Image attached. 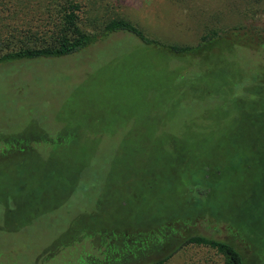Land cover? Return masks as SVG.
<instances>
[{
  "label": "rangeland",
  "instance_id": "1",
  "mask_svg": "<svg viewBox=\"0 0 264 264\" xmlns=\"http://www.w3.org/2000/svg\"><path fill=\"white\" fill-rule=\"evenodd\" d=\"M44 2L26 11L38 16ZM86 3L88 28L123 17L180 45L240 30L202 62L117 31L73 54L0 64V264H137L149 246L117 241L139 234L152 246L170 229L187 234L186 222L253 247L254 264L264 242V0ZM238 143L250 151L231 172L237 153L223 152ZM165 264L222 256L192 244Z\"/></svg>",
  "mask_w": 264,
  "mask_h": 264
},
{
  "label": "trees",
  "instance_id": "2",
  "mask_svg": "<svg viewBox=\"0 0 264 264\" xmlns=\"http://www.w3.org/2000/svg\"><path fill=\"white\" fill-rule=\"evenodd\" d=\"M41 1L44 2V0ZM86 1L88 2V0H46L45 6H43L46 10L42 9L43 13L36 16L33 12L34 9L29 13L26 11V9H32V0H0V64L36 62L45 58L73 54L117 31L127 32L140 42L161 49L172 56L191 59L194 55H199V62H202L207 51L216 48L219 44L222 47L223 40L229 36L228 33L240 30V26L212 28L200 36L197 44L180 45L151 37L142 27L123 17H114L102 24L88 28L84 21L88 17L90 21L93 22V20L91 15H87V10H84L87 5ZM8 2L14 4L10 6ZM88 11L90 12V10ZM7 14L8 16L5 17ZM233 148L229 147L223 153H237V160L226 162L225 169L238 172L244 169L242 158H238L239 154L243 152L248 154L250 150L243 143H238ZM232 154L226 158H231ZM184 175L182 177H192V175ZM166 180L168 179L162 178V184ZM197 189L199 194L205 192V189L195 188V190ZM191 193L189 194L195 195ZM196 196L199 198L198 195ZM194 223L196 222H186L185 227L191 229V231L187 230V234H184L180 229H170L169 233L155 238L157 241H154L152 246H150L151 243H147L148 239L140 237L139 234H137V240L135 238L133 240V236L130 234L125 235L122 240L117 241L116 245H127L128 247V244L133 242V246H135V241H137L138 249L149 246V257L146 255L144 258L138 259L141 254L137 250V257L134 258L138 259L137 264H165L179 250L192 244L214 249L218 254H221L222 264H253L245 255V249L253 247L247 246L243 249L237 242L228 243L218 237L203 234L193 225ZM189 224L195 229L191 228ZM173 238L177 239L175 244L172 242ZM263 249L264 242L262 245L258 242L256 250H254L256 257L252 260L254 264H264V255L259 253ZM120 255L121 257L125 256L123 253ZM118 257L121 259L120 256Z\"/></svg>",
  "mask_w": 264,
  "mask_h": 264
}]
</instances>
